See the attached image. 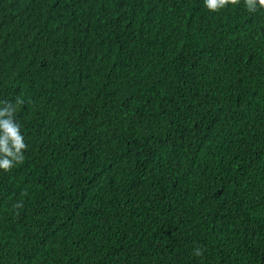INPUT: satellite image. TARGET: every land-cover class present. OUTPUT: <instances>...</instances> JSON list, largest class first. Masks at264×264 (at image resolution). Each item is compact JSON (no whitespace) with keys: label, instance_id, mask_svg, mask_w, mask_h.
<instances>
[{"label":"trees","instance_id":"16d2710c","mask_svg":"<svg viewBox=\"0 0 264 264\" xmlns=\"http://www.w3.org/2000/svg\"><path fill=\"white\" fill-rule=\"evenodd\" d=\"M16 100L0 264H264V8L0 0Z\"/></svg>","mask_w":264,"mask_h":264},{"label":"clouds","instance_id":"9594fccd","mask_svg":"<svg viewBox=\"0 0 264 264\" xmlns=\"http://www.w3.org/2000/svg\"><path fill=\"white\" fill-rule=\"evenodd\" d=\"M239 0H203V6L210 12H217L228 4H236ZM248 11L264 8V0H244ZM21 101L0 102V171L7 172L15 165L24 161V152L27 148L21 125L16 120L17 107ZM195 255H201L199 250Z\"/></svg>","mask_w":264,"mask_h":264}]
</instances>
